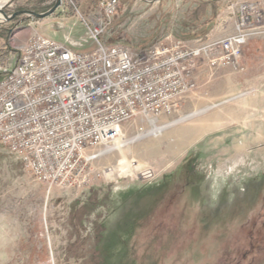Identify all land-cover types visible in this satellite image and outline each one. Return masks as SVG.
<instances>
[{"label":"rangeland","instance_id":"rangeland-1","mask_svg":"<svg viewBox=\"0 0 264 264\" xmlns=\"http://www.w3.org/2000/svg\"><path fill=\"white\" fill-rule=\"evenodd\" d=\"M119 1L100 39L132 50L171 39L207 46L234 33L242 3L261 19L236 66L199 61L194 87L154 123L157 132L84 160V185L48 192L0 144V264H264V122L243 107L264 89V0ZM63 4L43 19L1 22L0 66L14 63L35 32L93 50L78 12L90 16L97 6ZM21 9L28 7L13 4L6 13ZM141 127L154 128L137 117L121 127L116 144ZM144 168L155 176L137 173ZM99 239L103 260L95 253Z\"/></svg>","mask_w":264,"mask_h":264},{"label":"built area","instance_id":"built-area-1","mask_svg":"<svg viewBox=\"0 0 264 264\" xmlns=\"http://www.w3.org/2000/svg\"><path fill=\"white\" fill-rule=\"evenodd\" d=\"M119 6V0H99L92 15L78 12L95 42L93 50L79 52L73 44L34 33L19 47L14 63L0 66V144L48 192L54 186L84 185L82 162L114 146L126 122L138 117L154 126L179 109L203 57L211 68L236 66L261 19L252 14V4L242 3L234 33L207 46L171 39L132 50L100 39ZM137 173L155 176L151 168Z\"/></svg>","mask_w":264,"mask_h":264},{"label":"water","instance_id":"water-1","mask_svg":"<svg viewBox=\"0 0 264 264\" xmlns=\"http://www.w3.org/2000/svg\"><path fill=\"white\" fill-rule=\"evenodd\" d=\"M15 1L16 0H8L7 2H5L3 4L0 3V14H2L3 17L5 18L4 21L13 20L19 15L25 16L21 21H24L28 18L43 19V18H46V17L52 15L53 13H55L63 4V0H55L54 4L48 10H46L44 12H36V11L31 10V9H21V10H18L11 15H8L6 13V8L12 6Z\"/></svg>","mask_w":264,"mask_h":264},{"label":"trees","instance_id":"trees-1","mask_svg":"<svg viewBox=\"0 0 264 264\" xmlns=\"http://www.w3.org/2000/svg\"><path fill=\"white\" fill-rule=\"evenodd\" d=\"M46 0H16L14 2V4L17 6V8H26L28 7V9H31L33 11H36V12H43V11H46L48 10L52 5H50L49 7H45L44 10H41L39 7H37L38 5H42ZM69 1V0H68ZM68 1H65L63 6H69L72 2L75 3L76 5L77 4H82V3H88V5H96L98 4V1L99 0H70L69 2ZM0 28H4V25H0ZM0 76H1V73H0ZM98 244L97 246L95 247V253L97 254L96 256L100 257L101 260L105 259V253L102 251V249L100 248V242H101V239L98 240ZM104 264H106L104 262Z\"/></svg>","mask_w":264,"mask_h":264},{"label":"crops","instance_id":"crops-1","mask_svg":"<svg viewBox=\"0 0 264 264\" xmlns=\"http://www.w3.org/2000/svg\"><path fill=\"white\" fill-rule=\"evenodd\" d=\"M43 22H38L37 24H42ZM40 25H35V23L30 24V26L33 28H35L37 30V28H40ZM35 33H40V32H35ZM34 34V33H33ZM259 89V90H258ZM256 89L258 92H255L252 97L250 98V100L248 101L249 104H245L243 103V107H252L253 113L254 114V118H253V122L255 123H260V122H264V119H262L261 114L264 115V89L258 88Z\"/></svg>","mask_w":264,"mask_h":264},{"label":"bare ground","instance_id":"bare-ground-1","mask_svg":"<svg viewBox=\"0 0 264 264\" xmlns=\"http://www.w3.org/2000/svg\"><path fill=\"white\" fill-rule=\"evenodd\" d=\"M8 0H0V3L1 4H3V3H5V2H7ZM1 16H3L2 14H0V17ZM5 20V18L3 17V19H0V22H3ZM202 111H200V112H198L197 114H199V113H201ZM197 114H195V115H197ZM195 115H190V116H187V117H185L183 120H181V121H184V120H186V119H188V118H190V117H193V116H195ZM156 121H153V123H155ZM177 122H180V121H177ZM176 122V123H177ZM155 125V124H154ZM154 128L152 129V130H150V131H147V132H145V133H142V134H139L138 136H136V137H134V138H132V139H130V140H125V141H122V142H120V143H117V144H115L114 146H112V147H110L109 149H107V150H105L104 152H102V154H105V153H108V152H110V151H112V150H114V149H116L117 147H120V146H122V145H126L127 143H129V142H132V141H134V140H136L137 138H142V137H144V136H146V135H150V134H153V133H155V132H157L161 127H159L158 125H155V126H153ZM190 138V137H189ZM119 140V139H118ZM117 142V141H116Z\"/></svg>","mask_w":264,"mask_h":264}]
</instances>
